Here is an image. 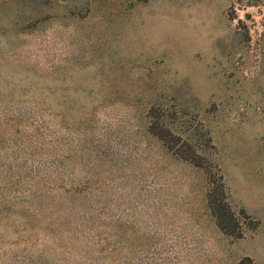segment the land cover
<instances>
[{
    "label": "rangeland",
    "instance_id": "obj_1",
    "mask_svg": "<svg viewBox=\"0 0 264 264\" xmlns=\"http://www.w3.org/2000/svg\"><path fill=\"white\" fill-rule=\"evenodd\" d=\"M0 73L64 111L67 152L103 153L130 264H264V0H0ZM151 110L221 169L242 240L208 215L202 172L147 134ZM53 254L44 227L0 218V264Z\"/></svg>",
    "mask_w": 264,
    "mask_h": 264
},
{
    "label": "trees",
    "instance_id": "obj_2",
    "mask_svg": "<svg viewBox=\"0 0 264 264\" xmlns=\"http://www.w3.org/2000/svg\"><path fill=\"white\" fill-rule=\"evenodd\" d=\"M2 79L0 73V218L44 227L54 249L52 264H130L129 224L124 211L118 221L110 216L107 189L112 176L99 170L103 153L92 142L83 155L75 138L67 152L64 111L24 103L38 97L28 88L21 94L2 91ZM147 119L151 138L204 175L206 209L218 231L233 241L242 240L248 216L241 211L239 218L233 210L221 169L165 126L157 112L151 110ZM81 165L88 169L85 181L76 177ZM139 233L140 228L138 243ZM135 256L141 264V252Z\"/></svg>",
    "mask_w": 264,
    "mask_h": 264
}]
</instances>
